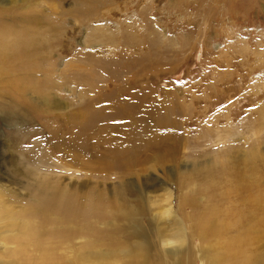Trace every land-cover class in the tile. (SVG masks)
I'll use <instances>...</instances> for the list:
<instances>
[{
	"label": "rangeland",
	"instance_id": "374dc122",
	"mask_svg": "<svg viewBox=\"0 0 264 264\" xmlns=\"http://www.w3.org/2000/svg\"><path fill=\"white\" fill-rule=\"evenodd\" d=\"M5 3L0 8L10 7ZM81 3L35 0L25 13L39 15L40 29L59 27L53 38L42 35V43L49 41L42 73L51 79L35 82L49 87L50 98L66 107L46 115L25 100L24 107L13 108L12 100L21 99L12 89L0 99L12 107H0V207L18 212L24 206V191L8 180H26L25 168L79 193L104 191L110 212L121 208L114 189L120 186L129 206L149 207L139 218L145 239L121 240L120 247H106L111 251L99 254L101 259L78 264H157L156 228L149 218L165 209L170 197L183 229L174 235L172 247L178 251L168 263L215 264L224 243L200 242L192 228L194 210L182 201L193 197L199 212L217 210L216 227L221 215L241 205L244 216L254 207L257 218L264 214V0ZM8 11L0 12V22L12 27L20 11ZM76 112L84 119L76 122ZM122 118L124 124H117ZM110 130L126 136L122 147L113 143ZM76 145L79 150L72 152ZM10 161L15 173L7 171ZM235 189L256 201L245 208ZM1 213L0 244L13 235ZM115 224L124 227L122 221ZM234 232L227 226L222 241ZM77 241L72 247L80 248ZM252 242L249 255H262L264 264V227Z\"/></svg>",
	"mask_w": 264,
	"mask_h": 264
},
{
	"label": "bare ground",
	"instance_id": "6f19581e",
	"mask_svg": "<svg viewBox=\"0 0 264 264\" xmlns=\"http://www.w3.org/2000/svg\"><path fill=\"white\" fill-rule=\"evenodd\" d=\"M33 1L35 0H3L0 2V5L2 2L10 4L8 8L6 6L0 8V12H9L8 10L10 12L11 10H14V12L20 11V14L15 16L12 27H7L0 22V99H7L8 94H10L8 89H12L15 96L21 99V101L14 102V100L9 98L13 101V108L15 106H18V108L24 107L25 103L23 102L30 100L37 110L47 115L49 112L63 110L66 107L65 103L50 98L49 87L36 85L38 82L37 77L51 79L47 73H42V53L46 52L45 43L49 42L42 43V35L46 34L48 37L53 38L59 34L60 30L57 26L49 25L43 28L44 31L40 29L43 23L40 22L41 19L37 18L39 15L36 17V13H33L34 16L25 14L26 11L32 10L31 2ZM87 1L81 0V4ZM53 7L54 11L57 12L58 8ZM46 57L49 59L47 55ZM36 79L37 82H35ZM26 81L29 83H26ZM40 81L44 80L41 78ZM0 105H2L0 106L1 109L12 108L11 106L6 107L4 103ZM1 109L0 111L4 112ZM83 114L82 112L73 113V116H75L74 120L76 122L83 120ZM116 122L120 125L124 124L123 118ZM109 132V136L113 138V143H116L118 147H122L126 141L124 138L126 136L123 134V137L113 130ZM126 146L129 145L126 144ZM75 149L79 150L77 145L72 148V152ZM83 150L81 148L80 151ZM73 159L72 161L75 162L77 157ZM13 162L10 161L7 164L9 166L8 172L15 173ZM82 164L88 165L84 162ZM25 169L26 172H23V174H25L26 180L17 182L12 177H9L8 180L9 184H16L19 190L24 191V202L22 201L24 206L18 212H12L7 207H0L3 220L8 223L10 232H13V235L4 239L3 243L0 244V264H69L68 259L70 258L77 260L75 264L84 263L90 259L96 261L102 258L99 254L111 251V249L106 247L117 248L122 246L125 242H121V240L129 244L137 238L145 239V230L139 218L145 213L147 214L149 207L132 208L129 206L120 195V186L114 189H117L116 197L121 208L117 211L115 210V212H110L107 210V198L104 191L88 189L85 193H79L75 189L67 188L65 185L63 187L60 184L58 185V183H51L46 178L47 175H40L36 169ZM0 180H3L1 176ZM236 181L240 182L242 178ZM245 186L240 184V188L246 191ZM0 187H2L1 182ZM128 187L131 186L128 185ZM239 191V189L234 191L237 194L236 201L240 203L246 201L245 208L256 201L252 200L251 196L249 197L248 195L245 198L240 197ZM187 199L182 201V205L194 210L192 228L198 240L203 242L210 239L212 240L211 246L213 242H216L217 245L224 243L222 248L223 256L215 253L218 260L215 264H262V255H249V245L254 243L252 242L254 234L264 227V214L257 218L258 215L256 216L254 212L256 207L253 209L248 208V214L245 215L247 217L239 209L242 205L238 206L237 210L221 215V221L217 228V224L213 220V216L218 213L217 210L205 208L208 209V212L205 209L203 212H199V207L195 206V198L188 197ZM166 202L167 206H164V208L166 207L165 209L159 210L157 213L151 212L153 218H149L150 222L153 220V228H156L154 231L156 232L155 237L157 236L158 245L156 247L153 246V254L155 259L157 258L155 260L157 264H169L170 259H175L176 251L178 250L172 247L174 243L176 245L174 235L177 233L182 234L183 229L172 212L173 206L170 197H168V200L166 197ZM145 209L146 211L143 212ZM187 219L189 218L187 217ZM118 221L123 222V228H119L115 224ZM160 221H167V223H163L164 225L159 227ZM100 225L104 228L101 231L99 229ZM227 226L233 228L235 232L225 242L222 241L220 233L224 235ZM122 235L124 236L123 239H121ZM76 240L81 243L80 248H76L75 245L72 247L73 242ZM64 245L66 248L62 250L65 254H59V250ZM150 247L152 248V244ZM66 255L69 256L66 257ZM183 255L186 258L191 257L187 252L183 253ZM64 259L66 260L59 261ZM209 263L212 264V260Z\"/></svg>",
	"mask_w": 264,
	"mask_h": 264
}]
</instances>
